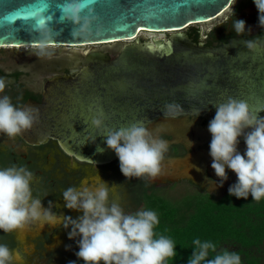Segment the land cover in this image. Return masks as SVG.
<instances>
[{
    "label": "water",
    "instance_id": "1",
    "mask_svg": "<svg viewBox=\"0 0 264 264\" xmlns=\"http://www.w3.org/2000/svg\"><path fill=\"white\" fill-rule=\"evenodd\" d=\"M72 2L0 0V47H33L45 34L58 47L51 59L35 60L41 72L49 71L50 82L42 103L25 105L39 113L21 134L29 143L56 140L78 161L101 166L118 159L101 136L105 128L142 122L149 130L176 132L191 117L212 120L214 105L228 97L245 101L257 118L264 110V37L212 47L187 33L221 16L235 0H80L87 5L81 13L86 29L83 20L73 24L64 17ZM150 31L168 36L147 40L140 33ZM101 113L98 129L92 120ZM237 150L244 154L246 146ZM210 172L218 179L212 167Z\"/></svg>",
    "mask_w": 264,
    "mask_h": 264
},
{
    "label": "clouds",
    "instance_id": "2",
    "mask_svg": "<svg viewBox=\"0 0 264 264\" xmlns=\"http://www.w3.org/2000/svg\"><path fill=\"white\" fill-rule=\"evenodd\" d=\"M253 3L258 12V27L264 29V0H253ZM86 7L80 0H73L64 7V17L73 24H81L83 20L81 27L86 29L88 18L81 16ZM232 14L235 15L234 9ZM233 30L237 36L251 31L242 19L234 20ZM49 41L50 37L45 34L39 43L33 45L38 49L33 53L37 58H52L53 54L47 50ZM245 45L253 47L249 41H245ZM4 91L5 82L0 79V93ZM165 107L171 109L173 106ZM214 107L215 116L208 124L212 137L209 154L219 186L222 187L228 179L227 168L237 176L236 183L228 188L230 196L264 200V118L258 119L245 101L233 97ZM38 120V109L16 106L8 95L0 96V133L14 138L31 130ZM92 124L100 129L103 114L93 118ZM249 128L251 131L245 133L244 130ZM101 136L106 138L107 148L116 154L120 171L126 179L144 176L154 179L161 173L168 142L153 135L142 122L118 129L105 128ZM241 137L246 145L244 154L237 150ZM33 177L26 167L13 165L0 169V231L11 233L33 221L48 222L53 227L59 224L65 230L70 229L68 239L76 240L79 250L75 255L83 264H166L177 255L173 240L156 233L159 225L156 212L140 209L126 213L119 202H109V184L102 179L95 187L70 186L63 191L64 207L82 213L74 219L54 213L51 201L48 208H44L41 199L33 198ZM192 243L194 247L188 264H241L240 256L227 249L207 259L209 253H215L217 249V244L210 240L195 239ZM12 260V251L7 245L0 244V264H10Z\"/></svg>",
    "mask_w": 264,
    "mask_h": 264
},
{
    "label": "flooded vegetation",
    "instance_id": "3",
    "mask_svg": "<svg viewBox=\"0 0 264 264\" xmlns=\"http://www.w3.org/2000/svg\"><path fill=\"white\" fill-rule=\"evenodd\" d=\"M233 9L235 15L232 14ZM235 19L246 21V28L251 29L250 33L245 31L243 36H237L233 30ZM187 33L197 43L212 47H219L236 38L253 41L264 37V29L258 27V12L253 0H241L208 32L203 33L201 29L192 27L187 30ZM56 49L58 47L50 46L47 50L54 54ZM36 51L38 49L34 47H0V75L9 80L5 82V91L0 93V96L8 95L16 106H25L29 102L42 103L44 100L45 88L50 82L47 75L49 71L41 72V68H38L35 61L38 58L33 54ZM18 53L23 55V58H18ZM64 72L69 74L67 70ZM260 118H264V110L260 113L258 119ZM210 121L209 115H203L191 117L176 132L150 130L153 135L166 140L169 145L161 165V173L154 179L147 176L126 179L120 171L119 164L117 167L112 166L118 162V159L111 164L101 166L80 162L68 155L56 140L34 145L21 135L10 138L3 133H0V169L13 165L26 167L34 174L31 183L33 198L41 199L44 208H48L51 201L54 210L61 211L64 208L62 215L72 216L74 219L77 213L64 207L63 191L70 186L95 187L101 179L105 182L110 181L112 184L118 181L120 186L127 183L135 201L138 190H145L144 184H148L149 191H155L164 196H168L166 194L170 191L168 189L177 184H185L188 190L184 196L207 195L220 198L229 195L228 188L236 183L237 176L231 170L227 171L228 179L220 187L219 178H215L210 172L212 161L209 154L212 138L208 131ZM244 131L246 133L251 129ZM188 140L192 142L191 148H189ZM242 146H246L243 137L240 138L237 147ZM176 161H180V165H177ZM180 173L185 176H178ZM84 181L87 182L86 186ZM119 188L117 184V189ZM47 223H41L36 231L46 229ZM20 231H22L21 234ZM29 231L30 225L27 224L18 232L20 236L25 237ZM14 239L16 242L15 235ZM47 240L49 239L39 240L42 247ZM57 241V238L53 240V242ZM73 245H76V241Z\"/></svg>",
    "mask_w": 264,
    "mask_h": 264
},
{
    "label": "trees",
    "instance_id": "4",
    "mask_svg": "<svg viewBox=\"0 0 264 264\" xmlns=\"http://www.w3.org/2000/svg\"><path fill=\"white\" fill-rule=\"evenodd\" d=\"M196 42V40H193ZM115 162L112 166L117 167ZM138 190L136 203L145 210L156 212L159 225L157 235L173 240L177 255L166 264H188L193 252V240H210L217 244L215 253L227 249L240 256L241 264H264V200H247L234 196L220 198L199 195L172 199L155 191ZM0 244L10 250L16 247L13 233L0 232ZM76 264L83 261L75 259Z\"/></svg>",
    "mask_w": 264,
    "mask_h": 264
},
{
    "label": "rangeland",
    "instance_id": "5",
    "mask_svg": "<svg viewBox=\"0 0 264 264\" xmlns=\"http://www.w3.org/2000/svg\"><path fill=\"white\" fill-rule=\"evenodd\" d=\"M241 0H236L226 11L223 15L216 18L215 20L209 23H201L195 25V27L201 29L203 33L210 31L218 22L222 21L225 16L229 14L232 10L234 5L239 3ZM142 35L145 36L147 40H151L152 38L156 37L157 39H166L168 33L165 32H143ZM89 47H79L77 49H89ZM109 184V202L117 201L120 203L121 207L124 209L126 213H134L137 210L143 209L144 206L141 204H137L136 201L132 198V194L129 191V185L127 183H123V186H120V183L117 181L116 183L119 184V190L117 189V184L110 181L107 182ZM85 186L87 182L84 181ZM167 191L168 197L172 199H179L183 197L188 190L187 185L185 184H177V186L168 189ZM64 208L61 211L54 210L52 211L57 215H62ZM73 212L77 213L76 218L81 215L79 212L72 210ZM43 223V221H33L30 222V231L27 233L25 237L20 236L16 231L13 233L16 237V247L12 249L13 253V260L10 264H69L71 261H75L77 256L75 253L79 250L76 245H73L74 241L71 240L69 242L67 232L70 229L65 230L59 224L55 227L51 226L47 223L46 229H38L39 225ZM1 232V231H0ZM22 231H20L21 234ZM57 238V242H53ZM49 239L45 242L44 247H42L39 240ZM71 246L70 248L66 246Z\"/></svg>",
    "mask_w": 264,
    "mask_h": 264
},
{
    "label": "bare ground",
    "instance_id": "6",
    "mask_svg": "<svg viewBox=\"0 0 264 264\" xmlns=\"http://www.w3.org/2000/svg\"><path fill=\"white\" fill-rule=\"evenodd\" d=\"M228 10H229V9H228ZM228 10H227V11H228ZM224 13H225V12H224ZM224 13H223V14H224ZM223 14H222V15H223ZM219 17H220V16H219ZM216 18H218V17H215V18H213V19H210V20H208V21L205 22V23H209V22L215 20ZM150 32H154V31H150ZM155 32H158V31H155ZM160 32H162V31H160ZM160 32H159V33H160ZM140 33L142 34L143 32H140ZM21 233H22V232H21Z\"/></svg>",
    "mask_w": 264,
    "mask_h": 264
}]
</instances>
